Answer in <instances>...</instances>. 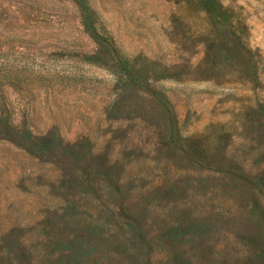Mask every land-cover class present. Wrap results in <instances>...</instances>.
<instances>
[{
  "label": "rangeland",
  "instance_id": "374dc122",
  "mask_svg": "<svg viewBox=\"0 0 264 264\" xmlns=\"http://www.w3.org/2000/svg\"><path fill=\"white\" fill-rule=\"evenodd\" d=\"M0 264H264V0H0Z\"/></svg>",
  "mask_w": 264,
  "mask_h": 264
}]
</instances>
